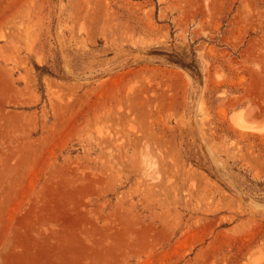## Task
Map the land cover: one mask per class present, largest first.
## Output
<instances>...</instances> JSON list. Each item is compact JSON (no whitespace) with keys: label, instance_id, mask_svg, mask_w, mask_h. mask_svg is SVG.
Here are the masks:
<instances>
[{"label":"rangeland","instance_id":"374dc122","mask_svg":"<svg viewBox=\"0 0 264 264\" xmlns=\"http://www.w3.org/2000/svg\"><path fill=\"white\" fill-rule=\"evenodd\" d=\"M0 264H264V0H0Z\"/></svg>","mask_w":264,"mask_h":264}]
</instances>
